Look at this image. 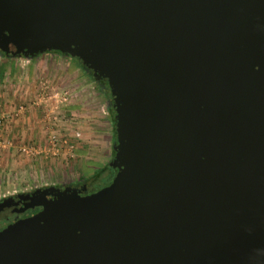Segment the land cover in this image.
Returning a JSON list of instances; mask_svg holds the SVG:
<instances>
[{
  "label": "water",
  "instance_id": "water-1",
  "mask_svg": "<svg viewBox=\"0 0 264 264\" xmlns=\"http://www.w3.org/2000/svg\"><path fill=\"white\" fill-rule=\"evenodd\" d=\"M0 49L110 85L96 188L0 229V264H264V0H0Z\"/></svg>",
  "mask_w": 264,
  "mask_h": 264
},
{
  "label": "rangeland",
  "instance_id": "rangeland-1",
  "mask_svg": "<svg viewBox=\"0 0 264 264\" xmlns=\"http://www.w3.org/2000/svg\"><path fill=\"white\" fill-rule=\"evenodd\" d=\"M27 58L0 54V65L14 62L10 81L19 86L31 83L30 86L36 90L24 99L21 95H18V100L12 98L16 103L13 113L6 112V107H0L4 126L16 130L14 137H9L11 131L6 129L4 132L13 144L0 149V198L51 185L77 187L85 185V179L88 188L103 186L108 179L99 177L93 180V177L98 171L106 170L113 159L114 123L106 85L84 69L75 56L59 50L42 52L34 60L30 57L32 62L29 66L26 65ZM45 78L73 94L68 104L63 106L64 115H58L57 120L49 110L55 101L35 103L39 83ZM9 83L3 87L6 91ZM3 101L8 103L7 99ZM20 104L25 105V112L16 116L15 111ZM53 130L70 137L75 143L74 150L58 157H46L44 153L26 155L21 151L24 144H36L44 149Z\"/></svg>",
  "mask_w": 264,
  "mask_h": 264
},
{
  "label": "built area",
  "instance_id": "built-area-1",
  "mask_svg": "<svg viewBox=\"0 0 264 264\" xmlns=\"http://www.w3.org/2000/svg\"><path fill=\"white\" fill-rule=\"evenodd\" d=\"M26 62H30L27 58ZM72 91L65 88L56 87L49 79H42L39 83V87L36 94V104L44 102L55 101L52 107L49 109L55 120L58 119V115L63 114V106L68 104L72 98ZM54 99V100H53ZM25 112V105L20 104L15 111V115L18 116ZM79 136V133L77 132ZM13 140L4 135V114H0V149L9 148L12 146ZM75 148L74 141L66 135H61L57 131L53 130L49 133L48 142L44 149L36 144H24L21 146V151L26 155H39L44 153L46 157L54 156L58 157L64 153H69Z\"/></svg>",
  "mask_w": 264,
  "mask_h": 264
},
{
  "label": "flooded vegetation",
  "instance_id": "flooded-vegetation-1",
  "mask_svg": "<svg viewBox=\"0 0 264 264\" xmlns=\"http://www.w3.org/2000/svg\"><path fill=\"white\" fill-rule=\"evenodd\" d=\"M97 81L103 85H106V80L101 78H96ZM52 186V185H51ZM56 186V185H54ZM48 187V186H46ZM60 187V190H64L67 187L78 188L79 190L88 188V186H57ZM46 194H43L38 191V188L26 191L16 192L7 197L0 198V229L3 228L4 225L14 222L15 220L29 216L37 212L41 207H25L33 204L35 201L44 198ZM59 195V192L55 194H47L48 198Z\"/></svg>",
  "mask_w": 264,
  "mask_h": 264
},
{
  "label": "crops",
  "instance_id": "crops-1",
  "mask_svg": "<svg viewBox=\"0 0 264 264\" xmlns=\"http://www.w3.org/2000/svg\"><path fill=\"white\" fill-rule=\"evenodd\" d=\"M49 53V52H48ZM40 56V55H39ZM36 57L37 56H35V57H31V60H34V59H36ZM30 60V61H31ZM32 62V61H31ZM9 65H8V69H7V71H6V76H5V78L3 79V81L2 82H0V107L2 106L3 108H5L6 109V112H8V110H9V112L11 113H13V111H14V109H15V106H14V104H16L15 102H14V100H12V98H16V100H18L20 97H18V95H21V98H26L25 96H28L30 93H33V92H36V90H33V87L32 86H30L31 85V83L30 82H28V83H30V85H26L27 83H25V84H23V85H16L13 81H10V78H11V75L14 73V69H15V67H14V62L13 61H10L9 63H8ZM28 64V66H29V64H30V62H28V63H26V65ZM33 65V64H32ZM10 83H9V82ZM7 83H9V87L7 88V91H6V89H3V87L4 86H6L7 85ZM13 85H14V87H13ZM23 88H25V89H23ZM22 90H23V92H22ZM20 92H22V94L20 93ZM8 96H10L9 98H8ZM34 97V96H33ZM31 98H32V96H31ZM6 100L7 99V101H8V103H4V101L3 100ZM4 103V104H3ZM13 104V105H12ZM1 107V108H2ZM0 108V109H1ZM2 108V109H3ZM5 111V110H4ZM6 129H7V131H11V136H9V137H14V136H16L15 135V131L16 130H13V129H8V127H6V126H4V132H6ZM24 132V134H25V131H23ZM26 136H27V132H26V134H25ZM30 136V135H29Z\"/></svg>",
  "mask_w": 264,
  "mask_h": 264
},
{
  "label": "trees",
  "instance_id": "trees-1",
  "mask_svg": "<svg viewBox=\"0 0 264 264\" xmlns=\"http://www.w3.org/2000/svg\"><path fill=\"white\" fill-rule=\"evenodd\" d=\"M0 54L3 55V56H6V57H12V56H14V55H12V54H7L5 51H3V50H1V49H0ZM75 58L80 60V61H79V62H80V65H81L84 69H86L87 71L91 72V73L94 75L93 70L90 69L86 64H84V63L82 62V60H81L79 57H76V56H75ZM7 69H8V64H7V63H2V64L0 65V82H2L3 79L5 78ZM94 77H95V76H94ZM95 78H96V77H95ZM105 80H106V79H105ZM104 87H105V86H104ZM105 89L108 91V95H109V97H110V99H111V107H110V108H111V112H112V115H113V123H114V146H113V157H114L115 154H116L115 146H116L117 143H118V140H117V131H116V122H117V121H116V110H115V106H114V97H113V95H112L111 88H110V85H109V83H108L107 80H106V87H105ZM105 171H106V170H100V171H98V172L94 175L93 180H95V179L101 177V176L104 174ZM84 184H85V186L88 185L86 179H85Z\"/></svg>",
  "mask_w": 264,
  "mask_h": 264
}]
</instances>
